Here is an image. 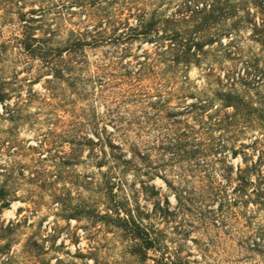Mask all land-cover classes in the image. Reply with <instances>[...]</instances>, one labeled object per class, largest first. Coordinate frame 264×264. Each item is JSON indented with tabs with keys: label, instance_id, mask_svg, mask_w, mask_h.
<instances>
[{
	"label": "trees",
	"instance_id": "1",
	"mask_svg": "<svg viewBox=\"0 0 264 264\" xmlns=\"http://www.w3.org/2000/svg\"><path fill=\"white\" fill-rule=\"evenodd\" d=\"M254 1L264 17V3ZM248 3L250 0H179L174 4L172 0H0V26L9 22L17 29L0 40V122L9 123L0 127L1 151L10 152L14 129L27 118L25 110L33 103L39 105L36 114L46 107L45 115L53 125L69 128L62 132L71 146L56 170L82 159L86 144L90 146L84 158L97 170L108 158L130 163L124 158L127 151L142 160L150 159L155 141L141 137L147 126H154L157 139L163 137L172 147L173 157L185 146L187 170L186 164L193 166V156L213 150L212 143L210 148L204 143L212 142V131L219 130L214 153L220 172L211 174L210 186L216 181L218 197H225L230 208L238 202L247 203L250 188L257 199L264 200V105L257 106L239 93L233 73L228 70L222 75L207 58L213 46H227L224 38L232 40L241 23L263 29V21L239 16L242 10L249 13ZM105 44L110 50L90 62L88 50ZM202 60L212 77L209 88L202 90L206 97L186 102L187 96L194 95L189 90V67ZM23 71L25 76H20ZM42 77L44 90L33 89ZM88 97L109 100L102 115L93 104H83ZM177 107L182 120L169 114ZM254 130L259 132L251 138L249 132ZM240 137L249 140L235 145ZM253 151H257L256 157ZM229 156L241 158L234 174ZM1 166L0 213L18 199L8 172L12 169ZM151 193L158 194V189L151 188ZM175 197L182 204L181 194L177 192ZM202 199V191L197 200L187 194L185 210L192 211L197 202L201 206ZM127 204L116 201L100 211L92 204L79 203L65 218L84 217L90 225H114L127 241L129 254L143 262L149 250H160L161 232L144 223L148 212ZM153 206L151 214L158 218L172 214L159 202ZM219 208L223 220L226 216ZM14 228L12 222L0 225V236L9 235ZM252 232V247L257 249L264 237V223ZM9 239L0 244V255L10 248ZM166 259H159L158 264H177L173 258ZM8 260L0 258V264Z\"/></svg>",
	"mask_w": 264,
	"mask_h": 264
},
{
	"label": "rangeland",
	"instance_id": "2",
	"mask_svg": "<svg viewBox=\"0 0 264 264\" xmlns=\"http://www.w3.org/2000/svg\"><path fill=\"white\" fill-rule=\"evenodd\" d=\"M178 1L172 0L173 4ZM28 5L25 9L29 8ZM247 6L249 13L242 10L239 16L245 20L254 18L259 23L263 21V29L255 30L252 25L241 23L232 40L224 38L227 46H213L207 58L213 60L222 75L230 70L238 79L237 91L258 106L264 105V75L261 77L264 70V17L254 0H250ZM63 13L69 21L70 17L64 10ZM13 26L9 22L1 24L0 40L17 31ZM109 48L105 44L89 49L90 62L101 58ZM200 63L189 67V90L194 95L187 96L186 102L206 97L202 90L209 88L208 80L212 77L205 71V60ZM25 74L23 71L20 76ZM43 83L44 77L33 84V89L43 91ZM108 102L88 97L83 104H93L95 111L102 115ZM37 106V103L31 104L25 110L27 118L15 127V142L10 152L0 149V167L3 164L12 169L8 172L18 196L0 213V225L12 222L15 226L9 235L0 236V244L8 238L11 241L8 251L0 255L1 259L9 258L7 264H158L159 259L167 261L166 257L173 258L177 264H264V237L259 241L260 247L255 249L251 236L254 228L264 223V200L257 199L250 188L247 203L238 202L230 208L225 197H218L216 181L210 186L211 174L220 172L214 153L219 130L212 131V142L204 143L206 148H210L212 143L213 150H207L205 156L203 153L193 156L190 161L193 166L186 164L187 170L183 156L185 146L173 157L172 147L165 143L163 137L157 139L154 126H147L141 134L142 138L155 141L154 154L150 159L142 160L127 151L124 158L130 159V163L108 158L101 170H97L84 158L90 146L86 144L82 159L71 167L60 166V170H56V164L65 159L64 152L71 146L62 132L69 128L62 124L53 125L48 120L50 117L45 115L49 110L46 107L36 114ZM178 108L170 110L169 114L182 120ZM106 124L108 129H112L111 123ZM8 125L6 121L0 122L1 128ZM258 132L254 130L249 134L254 138ZM130 136L133 138L132 132ZM246 139L249 140L248 137ZM246 139L237 138L234 144ZM226 151L229 152L228 149ZM253 153L256 157L257 151ZM227 159L234 167L231 170L234 174L241 158L229 156ZM219 179L222 178L219 176ZM151 188L158 189V194H152ZM185 190L190 198L196 200L201 191L204 192L201 206L197 202L192 211L185 210ZM177 192L182 196L180 205L175 197ZM55 196H60V199ZM116 201L120 204L127 202L125 206L133 208L139 205L150 214L144 223L161 232L160 250H149V257L143 262L129 254L127 241L114 225L97 222L91 226V221L84 217L79 220L65 218V214L79 203L92 204L104 211ZM154 202L168 206L172 214L165 219L154 216L151 214L155 210ZM219 207L226 216L223 220L220 219Z\"/></svg>",
	"mask_w": 264,
	"mask_h": 264
}]
</instances>
